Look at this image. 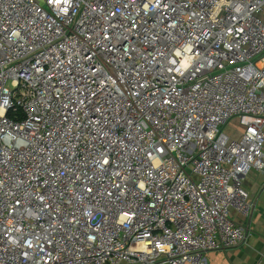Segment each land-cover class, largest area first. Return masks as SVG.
I'll return each instance as SVG.
<instances>
[{
    "label": "built area",
    "instance_id": "2783aa9c",
    "mask_svg": "<svg viewBox=\"0 0 264 264\" xmlns=\"http://www.w3.org/2000/svg\"><path fill=\"white\" fill-rule=\"evenodd\" d=\"M263 12L0 0V264H208L246 242Z\"/></svg>",
    "mask_w": 264,
    "mask_h": 264
},
{
    "label": "crops",
    "instance_id": "0c3cea01",
    "mask_svg": "<svg viewBox=\"0 0 264 264\" xmlns=\"http://www.w3.org/2000/svg\"><path fill=\"white\" fill-rule=\"evenodd\" d=\"M260 65H264V60L260 61ZM244 187L250 194L251 208L247 215L233 211V217L246 227V242L234 248L207 252L206 257H212L211 264H225L221 257L224 251H232L229 252L231 259L239 257L240 262L235 264H264V173L252 169L244 177Z\"/></svg>",
    "mask_w": 264,
    "mask_h": 264
},
{
    "label": "rangeland",
    "instance_id": "374dc122",
    "mask_svg": "<svg viewBox=\"0 0 264 264\" xmlns=\"http://www.w3.org/2000/svg\"><path fill=\"white\" fill-rule=\"evenodd\" d=\"M228 131H230L231 133H236V132H240L241 131V126H239V123L237 120H234L230 123V125L228 126L227 128ZM229 252H232V251H224L222 254H221V257H222V261L223 263L225 264H230V263H237V262H240V259L238 256H235L234 258L229 256ZM207 261H208V264H211V259L212 257L210 255H207Z\"/></svg>",
    "mask_w": 264,
    "mask_h": 264
}]
</instances>
